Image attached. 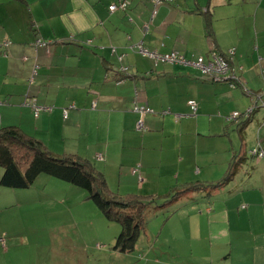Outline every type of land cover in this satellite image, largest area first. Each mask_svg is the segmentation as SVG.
<instances>
[{
  "label": "crops",
  "instance_id": "0c3cea01",
  "mask_svg": "<svg viewBox=\"0 0 264 264\" xmlns=\"http://www.w3.org/2000/svg\"><path fill=\"white\" fill-rule=\"evenodd\" d=\"M119 1L122 0H0V123H14L11 125L19 126L54 153H59L54 139L36 134L37 129L32 130L27 119L7 120L6 109L10 112L20 109L19 113L31 122L59 124L64 135L57 139L60 141L66 140L67 128L97 127L100 137L94 144L100 149L95 151V156L102 153L105 163H125L128 169L135 163L141 165V170L138 168L141 183H126L108 178L106 164L99 163L112 191L145 201L154 199L155 204L164 205L174 191L189 184L199 186L150 212L155 215L163 209L173 212L176 230L172 232L175 244L169 249L171 252L181 255L184 251L176 243L185 245L187 241L191 254L199 249L204 264H264V180L261 182V175L253 172L245 182L240 176L239 184L235 183L237 170L243 163L247 164L243 142L237 149L231 148L230 155L218 165L214 158L197 159L194 137L176 144L174 152L165 153L163 141L156 138L173 127L170 125L173 118L163 119L160 115L178 116L174 130L194 135L182 125L191 128L185 121L186 116L193 115L188 105L190 99L198 102L197 116L188 118L194 123L190 130H198L199 123L209 121L206 116L209 108L201 94L205 88L193 81L191 96L184 97L177 87L183 76L172 70L177 66L169 69L162 65L152 70L144 62V56L135 50L138 43L147 42V47L155 50L196 57L206 56L212 49L224 54L235 47L234 64L239 61L241 66L250 68L252 49L263 63L264 0H172L158 4L155 13L153 0H126V8L110 12L109 5ZM204 12L211 20V35ZM199 32L204 35L195 38ZM38 39L46 45L35 46ZM35 65L33 82L49 91L64 88L68 93L61 96L56 93L54 98L40 97L36 95L39 89L32 85L23 95L26 86L16 85L32 78ZM121 67L126 69L122 71ZM150 81L154 82L153 88L147 85ZM136 89L141 95H137ZM29 95L37 105L52 109L41 110L34 116L31 106L25 104L30 100ZM9 99L13 104H8ZM67 101L69 106L63 104ZM134 101L158 109L143 116L145 132L135 128L139 116L132 110ZM225 103L224 95H220L216 107L223 109ZM62 108L68 109L66 118ZM225 119L230 125L234 123L233 129L242 138L251 118L228 120L227 116ZM241 158L243 161L231 180L212 188L211 181L222 178L231 164ZM248 168L256 169L254 165ZM222 171V176H218ZM255 178L257 183H249ZM191 198L196 203L187 205L186 211L197 215V225L192 220L187 223L179 213ZM204 245L207 252L202 249Z\"/></svg>",
  "mask_w": 264,
  "mask_h": 264
},
{
  "label": "rangeland",
  "instance_id": "374dc122",
  "mask_svg": "<svg viewBox=\"0 0 264 264\" xmlns=\"http://www.w3.org/2000/svg\"><path fill=\"white\" fill-rule=\"evenodd\" d=\"M171 1L163 0L162 3ZM155 9H157V6ZM200 34L201 32L196 33L195 38H198ZM201 35H204V32ZM147 45L146 42L144 46L149 50H155V48L147 47ZM135 50L137 52V48ZM156 51L162 54L165 53L164 50L156 49ZM251 52L253 60L249 63L250 68L243 66L242 70H238V74L240 77L242 76V79L240 78L242 85L235 88L230 87L227 82L207 81L193 67L164 61L155 64L150 57H147L148 59L145 56L143 57L144 62H147L152 70L153 68L157 70L162 65L169 69L177 66L172 70H176L178 74L183 76V80L178 81L177 87L184 97L191 96V91L194 90L191 89L193 81L202 83L205 88L201 94L209 108V114L206 115L209 121L199 123L198 130H190L194 123L188 118L197 116V114L192 113L193 115L186 116L185 119L186 124L191 128L182 125L187 130L193 131L194 135H187L185 130L183 132L175 131L174 129L179 120L173 114L160 115L163 119L170 116L173 118L170 124L173 127L156 138L163 141V151L170 154L174 152L176 144L186 142L188 138L194 137L195 149L198 151L197 159L214 158L215 164L218 165L221 159H225L230 155L231 148L237 149L243 142L242 147L243 149L246 148L247 164L243 163L237 170L235 175V183L237 184H239L240 176L241 181L245 182L253 172L261 175V182L264 180V158L252 154V151L258 145L264 150V77L261 74L262 69H264V59L261 63V60L258 61V56L253 49ZM137 54L141 55L138 52ZM185 57L189 60L195 58ZM233 58L236 60L235 56ZM240 64L239 61L235 63L237 69H239ZM36 71L32 74L30 80L16 85L17 88H24L23 85L26 86L23 95L27 94V87L32 85L35 90L39 89V93L36 95H40V97L49 95V98H54L57 96L56 93H59L60 96L65 95L67 91L64 88L49 91L48 88L39 87L37 83L33 82ZM204 80L207 82H204ZM147 85L153 88L154 82L150 81ZM217 87L221 90H216ZM258 93L262 95H256ZM137 95H141L140 90H137ZM220 95H224V101L228 104L225 103L223 109L216 107V100ZM29 98L34 99L33 96ZM195 101L197 102V100ZM233 101L234 107L232 108ZM20 102L22 103L23 99ZM11 103L13 104L9 99L8 104ZM63 104L69 106L68 101ZM138 104L143 103L138 102ZM55 106L58 107V105ZM151 106L149 108L153 111L158 110L155 107L154 110ZM253 106L256 110L254 109V113H251V119L241 138L238 131L233 129L234 123L230 125L225 118L228 116V120H232L229 117L233 112L246 113ZM16 110L12 109L10 112L9 109H6L4 115L7 120L18 122L20 118L27 119L32 130H34L33 128L37 129L36 134L43 135L46 139H54L57 152H75L88 158L98 169L101 168V163L106 164L107 176L111 180L141 183L138 180V174L132 172L133 168H140L141 170V165L138 166L137 163L130 165L128 169L125 163L96 161L95 151L100 149L94 144L96 138L100 137L97 127L91 129L84 126L74 129L67 128L65 129L66 140L63 139V142L57 140L64 136L59 124L31 122L30 118L19 113L20 109L16 108ZM0 113H2V107H0ZM147 115H152V113ZM220 118L224 119L223 122L219 120ZM238 119L241 118L236 120ZM11 124L14 123H6L5 125ZM219 126L220 130H217ZM144 127L143 131L145 132L147 129L145 121ZM167 132L172 134H167ZM87 152L93 153L89 154ZM248 165H254L256 169L249 171ZM246 170H248L247 174H244ZM0 172L1 178L2 167H0ZM222 174L223 171L218 176H222ZM257 182L258 178L249 181L251 184ZM197 199H200V197ZM194 203H196L195 200L191 198L179 213L184 221L188 223L189 220H192L193 225H197V215L186 211L187 205ZM198 213L202 215L201 212L198 211ZM172 214L173 212L170 209H163L157 215L148 213L135 248L129 252H119L113 248L115 237L121 230L119 223L108 220L83 188L47 173H40L27 188H8L0 185V264H204L201 261L202 256L199 249L191 254L190 249H188L190 244L186 240L185 245L176 243L177 247H181L184 251L182 254L180 253L181 255H175L169 250L175 244V237L172 232L176 230V226L174 225L175 216ZM184 235L185 233L180 234L181 237ZM202 249L207 252V246L204 245Z\"/></svg>",
  "mask_w": 264,
  "mask_h": 264
},
{
  "label": "trees",
  "instance_id": "16d2710c",
  "mask_svg": "<svg viewBox=\"0 0 264 264\" xmlns=\"http://www.w3.org/2000/svg\"><path fill=\"white\" fill-rule=\"evenodd\" d=\"M204 13L206 27L211 35V20L207 13ZM158 62L154 61L155 64ZM239 67L242 70L243 66ZM242 161L241 158L236 163L233 162L222 178L211 181L212 188L223 186L231 180ZM0 167L3 169L0 185L4 187L27 188L38 174L47 173L86 190L88 197L100 212L108 220H114L121 226L113 246L119 252H129L135 248L148 213L156 212L168 201L199 188L195 184L186 185L184 189L171 193L170 200L164 201L166 202L164 205L155 204L154 199L145 201L133 195H121L109 188L104 173L89 159L75 152L54 153L17 125H0Z\"/></svg>",
  "mask_w": 264,
  "mask_h": 264
},
{
  "label": "built area",
  "instance_id": "2783aa9c",
  "mask_svg": "<svg viewBox=\"0 0 264 264\" xmlns=\"http://www.w3.org/2000/svg\"><path fill=\"white\" fill-rule=\"evenodd\" d=\"M163 0H153V13L156 12L155 7L162 3ZM128 2L126 0H122L118 5L116 4H111L109 5V10L112 12L117 8V6L121 8H126ZM46 45L45 41H41L38 39L35 42V46H43ZM137 47L143 55L149 56L154 59L155 62L158 61H168V62H174V63H179L183 64L185 66L191 65L198 69L200 73L202 74L203 77L208 79L209 81L212 82H227L230 87L235 88L237 86L242 85L241 80L239 79L240 75L238 74V70L233 63V57L235 54V48L231 47L227 49V51L223 53L218 52L217 50H210L207 53V57H204L202 55L197 56L193 60H189L186 58L183 54L177 52V51H171L169 53H158L157 51H150L146 48L143 47L142 43H138ZM115 48L112 47V51H114ZM121 59V55L118 57ZM260 58V57H259ZM36 65L34 67V72L36 71ZM240 68V67H239ZM125 67H121L120 70H125ZM262 76L264 77V69L261 71ZM263 90H264V83H263ZM248 91V90H247ZM264 92V91H263ZM256 95H262V94H256ZM4 101L3 103H5ZM25 104L30 105L33 109L34 116H38L39 112L41 110H50V107L43 108L41 106L36 105L35 98L30 99L25 102ZM188 105L191 109V112L193 114L196 113L197 110V103L195 100L190 99L188 100ZM70 107H73L72 105ZM255 106L250 107L246 113H238V112H233L231 116L229 117L232 120H236L237 118H248L250 117L251 113L254 111ZM132 110L138 114L139 118L137 119L136 126L135 128L137 130H143L144 127V122H143V116L147 113L153 112L149 106L145 104H138L136 101L133 102ZM67 112L68 109L63 110V116L66 118L67 117ZM178 118V116H176ZM252 154L259 158H264V150L263 148L258 145L253 151ZM96 158L98 160L102 159L101 154H97ZM132 172L134 174H138V168H133ZM138 178L141 180V176L138 174Z\"/></svg>",
  "mask_w": 264,
  "mask_h": 264
},
{
  "label": "bare ground",
  "instance_id": "6f19581e",
  "mask_svg": "<svg viewBox=\"0 0 264 264\" xmlns=\"http://www.w3.org/2000/svg\"><path fill=\"white\" fill-rule=\"evenodd\" d=\"M121 1H119L118 3H113V4H116V5H118L119 3H120ZM118 8H121V7H119V6H117V8L116 9H118ZM115 9V10H116ZM121 9H124V8H121ZM108 10H109V7H108ZM115 10H113V11H115ZM110 11V10H109ZM112 11V12H113ZM111 12V11H110ZM142 43V42H141ZM142 45H143V43H142ZM137 46V45H136ZM143 47L144 48H146L144 45H143ZM146 49H148V48H146ZM149 50V49H148ZM115 51V50H114ZM137 51L140 53V51H139V49H138V47H137ZM150 51H152V50H150ZM153 51H156V50H153ZM141 55H143L142 53H140ZM143 56H146V55H143ZM235 56V55H234ZM147 57H149V56H147ZM197 57V56H196ZM195 57V58H196ZM204 57H207V55L206 56H204ZM151 58V57H150ZM194 58V59H195ZM153 59V58H152ZM163 62V61H162ZM164 62H168V61H164ZM185 66V65H184ZM188 66H190V67H193V66H191V65H188ZM193 68H195V67H193ZM196 69V68H195ZM198 70V69H197ZM239 70H241V67L239 68ZM199 71V70H198ZM200 72V71H199ZM201 74V73H200ZM202 75V74H201ZM203 77V76H202ZM205 80H207V81H209L208 79H206L205 77H203ZM239 79H240V77H239ZM197 103V102H196ZM145 105H147V104H145ZM30 106V105H29ZM148 106V105H147ZM32 108V107H31ZM151 113H153V112H151Z\"/></svg>",
  "mask_w": 264,
  "mask_h": 264
}]
</instances>
